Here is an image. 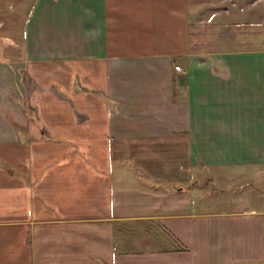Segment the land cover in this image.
<instances>
[{
    "label": "crops",
    "instance_id": "1",
    "mask_svg": "<svg viewBox=\"0 0 264 264\" xmlns=\"http://www.w3.org/2000/svg\"><path fill=\"white\" fill-rule=\"evenodd\" d=\"M214 1L0 0V264H264V34L197 46Z\"/></svg>",
    "mask_w": 264,
    "mask_h": 264
},
{
    "label": "rangeland",
    "instance_id": "2",
    "mask_svg": "<svg viewBox=\"0 0 264 264\" xmlns=\"http://www.w3.org/2000/svg\"><path fill=\"white\" fill-rule=\"evenodd\" d=\"M249 2H253L249 4ZM216 9L213 10L211 15L210 10H198L196 21L190 24L191 39L195 40L196 45L199 47H219V46H238L242 44H250L253 42L242 41L237 38V22L240 20L249 21L246 24L245 30L248 31V36L256 35L260 38L264 34V25L257 24L259 19L262 18V12H264V0H215L214 3ZM217 10V11H216ZM219 12V13H218ZM253 22H256L255 25ZM255 27V31L252 32V27ZM249 28V29H248ZM247 37V36H246ZM235 185L234 182H230ZM235 192L229 190L224 191V195H230ZM229 202H227L228 204Z\"/></svg>",
    "mask_w": 264,
    "mask_h": 264
},
{
    "label": "built area",
    "instance_id": "3",
    "mask_svg": "<svg viewBox=\"0 0 264 264\" xmlns=\"http://www.w3.org/2000/svg\"><path fill=\"white\" fill-rule=\"evenodd\" d=\"M174 67H175V68H178V69H180V70H183V71L185 70V68L182 67L179 63H175V64H174Z\"/></svg>",
    "mask_w": 264,
    "mask_h": 264
}]
</instances>
